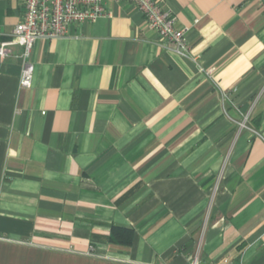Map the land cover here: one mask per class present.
Masks as SVG:
<instances>
[{
  "label": "crops",
  "instance_id": "crops-1",
  "mask_svg": "<svg viewBox=\"0 0 264 264\" xmlns=\"http://www.w3.org/2000/svg\"><path fill=\"white\" fill-rule=\"evenodd\" d=\"M161 1L188 56L107 0L31 87L0 58V264H264V0ZM24 15L0 0V43Z\"/></svg>",
  "mask_w": 264,
  "mask_h": 264
},
{
  "label": "built area",
  "instance_id": "built-area-1",
  "mask_svg": "<svg viewBox=\"0 0 264 264\" xmlns=\"http://www.w3.org/2000/svg\"><path fill=\"white\" fill-rule=\"evenodd\" d=\"M115 1L133 3L143 13L148 27L161 37L164 47L180 55H189L188 28L177 26L176 15L161 0ZM106 3L107 0H24V18L14 27L11 38L0 43V58L8 57L13 46L22 47L20 83L23 87H31L35 68L30 57L36 41L67 37L71 34V25L110 15ZM245 121L240 124L244 126Z\"/></svg>",
  "mask_w": 264,
  "mask_h": 264
},
{
  "label": "trees",
  "instance_id": "trees-1",
  "mask_svg": "<svg viewBox=\"0 0 264 264\" xmlns=\"http://www.w3.org/2000/svg\"><path fill=\"white\" fill-rule=\"evenodd\" d=\"M133 236L134 230L132 228L117 225L112 226L111 239L114 241L131 244Z\"/></svg>",
  "mask_w": 264,
  "mask_h": 264
}]
</instances>
